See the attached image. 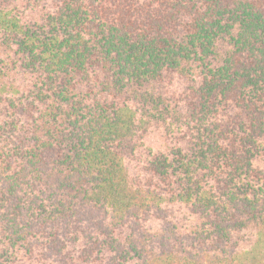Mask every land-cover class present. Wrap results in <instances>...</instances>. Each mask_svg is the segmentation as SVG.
Segmentation results:
<instances>
[{
  "label": "trees",
  "instance_id": "1",
  "mask_svg": "<svg viewBox=\"0 0 264 264\" xmlns=\"http://www.w3.org/2000/svg\"><path fill=\"white\" fill-rule=\"evenodd\" d=\"M0 264H264V0H0Z\"/></svg>",
  "mask_w": 264,
  "mask_h": 264
}]
</instances>
